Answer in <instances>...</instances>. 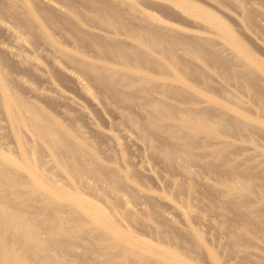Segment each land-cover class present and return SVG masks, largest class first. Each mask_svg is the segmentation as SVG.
I'll return each mask as SVG.
<instances>
[{"label": "bare ground", "instance_id": "1", "mask_svg": "<svg viewBox=\"0 0 264 264\" xmlns=\"http://www.w3.org/2000/svg\"><path fill=\"white\" fill-rule=\"evenodd\" d=\"M149 3L161 14L175 13L179 7L185 14L201 19L217 36L231 42L227 48L234 60L245 63L246 73L264 78V61L245 49L218 16L186 0H0V36L8 40L0 37V113L7 122L4 139L0 138V264H65V256L58 253L78 250L79 235L84 232L83 235H88L86 229L74 234L82 223L77 221L78 217L93 225L89 238L104 237L102 241L108 242L103 241V247H114L127 254L124 259L128 262L123 263L122 259L119 263L103 253V259H93L96 264H194L174 249L164 248L132 231L138 224L133 222H140L141 218L139 225L149 223L160 234L153 222L165 218L170 223L172 218L167 211L163 213L156 208L157 199L153 197L156 194L148 192L153 201L147 198L151 196L147 192H144L147 195L139 192L150 200L146 201L150 207L146 218L155 219H151L153 225L144 216H136L139 212L133 210L137 208L135 203L132 208L136 197L132 200L129 197L133 195L124 196L120 188L136 189L131 183V178L134 179L127 171H121L124 167L120 169L113 164L109 156L125 147L126 141L129 147L135 145L140 152L159 158L167 173L172 169L187 179H197L202 171L216 175L213 178L219 186L213 190L223 203L243 218L248 227H257L264 236V215L256 218L259 216L256 210L264 206V180L254 168L264 166V153L257 152L256 147L241 138L255 125L229 114L225 103L210 95L209 80L198 77L190 66L195 64V58L187 48L208 43L211 36L206 38L192 31H187L189 34L184 31L186 35L180 36L179 27L151 9L139 7L150 6ZM191 16L187 17L194 19ZM198 24L202 26V22ZM204 54L209 53L206 50ZM27 74L38 84L28 82ZM198 78L202 85L198 84ZM65 80L79 97L59 86ZM252 97L256 98V94ZM258 106L264 111V101L259 99ZM103 119L110 121L109 127L100 125ZM237 137L244 141H241L244 146L253 147L255 153L248 147L247 151L242 145L240 148L234 141ZM246 152L255 158L256 165L243 164L245 159L241 157ZM148 168H141L142 173H150ZM54 170H60L56 173L62 174L66 187H60L65 180L60 183L59 179L60 184L53 181L57 176ZM157 173L165 179L168 176ZM204 178H198L197 182H207ZM45 179L52 181L46 184ZM167 179L174 187L182 182ZM86 190L92 196L85 195ZM10 193L18 204L6 198ZM187 197L192 200L191 191ZM31 199L41 201L47 213L54 214L53 218L49 214L53 223L48 220L47 225L43 221L42 230L40 221L31 215L32 205L29 211L23 206ZM171 206L173 211L181 208L176 202ZM64 208L67 218L62 215ZM189 211L177 214L186 218ZM196 214L192 217L196 218ZM125 215L133 223L132 229ZM122 218L131 231L118 227L127 226ZM206 218L198 217L200 221ZM66 219L77 224L70 228L72 222L67 221L66 226ZM228 228L225 232L232 248L238 249L237 237ZM49 231L56 235H50ZM259 244L258 247L264 245ZM244 249L239 250L251 253L250 249Z\"/></svg>", "mask_w": 264, "mask_h": 264}, {"label": "rangeland", "instance_id": "2", "mask_svg": "<svg viewBox=\"0 0 264 264\" xmlns=\"http://www.w3.org/2000/svg\"><path fill=\"white\" fill-rule=\"evenodd\" d=\"M186 1L193 3L195 5H199L203 9H205V10L209 11L210 13H213L216 16H218L222 20V22L229 27V29L232 31L234 36L244 46L245 49H247L257 59L264 61V10H263L264 9V0H186ZM250 4H252V5H250ZM149 5L150 6L147 5V6H139V7L143 8V9L145 7L146 9H149V10L151 9L155 14L162 16V18L164 20H167L168 22L179 27L178 29H181V31L179 30L180 36H182V34L185 36L187 31L188 32L192 31V33L193 32L194 33L198 32V34L200 33L201 36H203L202 34H204V37L211 36V38L212 37L215 38V41H214V39L212 40L209 37L210 41L208 43L201 42L200 44L196 45L195 47L193 46V47L187 48L191 53H193L192 56L195 58V62H194L195 64H191L190 66L194 71L197 72L198 77H205V78H207V80H209L208 88L210 90V92H209L210 95L212 97H214L215 99H218V100L222 101L223 103H225V105L227 106V110H228L229 114H233V115L237 116L238 119L241 121L251 122L255 125L254 128L252 126H250L249 129L251 131L249 132V134L247 133V134H245L244 137H241V138L242 139L244 138L243 140L244 141L246 140L245 142L249 143L251 146L253 145L254 148L256 147V149L258 150V151L256 150L257 152L264 153V111H262L258 106L259 99L264 101V78L262 76L258 75L257 73H246V70L244 68V67H246L245 63H243V64H242V62L238 63L236 60H234L235 58H233V56H232L231 49L227 48L230 46L231 42L222 38L221 36H217L216 33L214 32V29L211 28L210 26H209L210 30H208L209 29L208 25L207 24L205 25V23L201 19L194 18V16L185 14L179 7H176L177 8L176 10H178V11H175V13L172 12L171 14H169L170 12H162V14H161L160 11L158 12V10H156L158 8L155 7V5H153L151 3H149ZM256 5L260 8H262L263 11L260 12V9L258 10V7ZM256 8H257V10H256ZM187 16H191V19L194 18V19H192L194 22H192V20H190V17H187ZM198 20H200L199 22H202V26H203V23L205 26H203V27L200 26V24H198L199 23ZM184 31L186 33H184ZM213 32L215 34H212ZM187 34H189V33H187ZM0 37H1V39L3 38V40L5 38L4 36L3 37L0 36ZM6 40H5V42H8V40L7 41ZM223 43L225 44L224 45L225 48H223L224 46H222ZM206 50L209 53L208 56L204 54V51H206ZM40 60H41V58H40ZM196 60L197 61L199 60V61L196 62ZM27 76L25 78H27V79L29 78L27 80L28 82L29 81H35L33 83L30 82L34 85L37 83V80L35 78H32L33 77L32 75L27 74ZM31 78H32V80H31ZM197 82H200L199 78L197 79ZM40 84H42V83H40ZM198 84L200 85L201 82ZM246 84L248 86H244ZM59 86L61 88L63 87L62 89L66 90V92L68 91L70 94L72 93L71 95H76L75 97H79V96H77L78 93L76 91H73L76 89L73 86H71V83L69 81L65 80V82L63 81L62 83H59ZM254 91H256L257 93H255ZM73 92H74V94H73ZM252 94L253 95L256 94V98H253ZM236 101H240V103H236ZM1 115H3L2 112L0 113V118H1L0 119V123H1L0 124V130H1L0 134L2 132V134L0 135V138L3 137L2 135L5 134L4 132H6V130H7V129H5V127H6L5 125L7 122L5 120V117H3L4 115L3 116H1ZM4 120H5V122H4ZM103 120L104 121L100 122V125L103 127H106V128L109 127L110 121H108L107 119H103ZM3 130H4V132H3ZM239 138L240 137H237L236 139H234V141L236 142V144L239 147L241 145H242V149H246L245 147H248V150L250 149L251 152L255 153L253 147H251L249 145L251 147V148H249V146L246 145L245 143H244L245 144V146H244L242 144L244 141L243 140L239 141L238 140ZM2 139H4V137ZM241 141H242V143H241ZM126 142H127L126 143L127 145L123 142V144L126 145L125 147L122 146V148H121V150H119V152H116V151L113 153L111 152L109 157L113 161V164H115L120 169L122 167H124L121 169V171H123V170L125 172L127 171V174H129L130 178L133 177V179H134V180H132V178H131V183L136 187V189L131 188V187H128V188L127 187H121L120 189L125 193V195H124L125 197H126V194H128L127 197H129V195H133V196L129 197V198L132 197L131 198L132 200L136 197V200L134 199L136 202L134 200H133L134 202L131 200L133 203L132 208L135 205L137 207V208H135V207L133 208L135 213L139 212L141 214V216H139L140 214L137 213L138 215H136V216L142 217V218L144 216V218H146L148 216V213L150 210V207H148L147 204L150 202V200L154 201L155 199H157L158 202L157 201H156V203L154 202L156 205V208L159 209V211H161L163 213H165L164 211H167L168 212L167 214L168 215L171 214V218H172V220L169 221L170 223L166 222V220H163V219H165L163 217H162L163 219L160 218V220H158L159 219L158 218L157 222L155 219L151 218L153 221L155 220L153 222V224L155 223L154 225L152 224V220L150 219V221H151L150 224H152L153 227H155V225L157 226L156 229L160 231V234H161L160 235L159 233H157L156 231L153 230L152 226L148 225L149 223L146 226H145V224H142V225L140 224L141 225L140 226L139 223L140 222L142 223L141 218H140V222H138V221L133 222L134 224L138 223L135 225V228H133L134 227L133 223H129L130 222L129 216L125 215V218L129 224V228L130 229L133 228L132 231L133 232L135 231L134 233L137 236H139V237L144 236V237H146V239H149L150 241L153 239L154 243L162 244L164 246V248L174 249L177 253L180 254L181 257L184 258V260L188 259V261H190V263H194V264H216V263L217 264H264V245L262 246V244H264V236H262V233H260V231L258 230L257 227L256 228L248 227L243 218L239 217L233 210H231V208L228 205L223 203V201L221 200V196L216 191L213 190V187L219 186L218 185L219 183L216 184V180H214V178H213L216 175H213V173H212V175H210V174L208 175L207 171H204V174H205V172L207 174V175L205 174V176H204L203 171H202V173L199 172L197 174L198 178L200 179V178L205 177L204 179L207 180V182L202 181L203 182V184H202V182L201 183L197 182V181H199V179L197 177H196L197 179L194 178L195 180L194 179H187V177H183L171 169L173 171L172 172L170 170V168H168V170H170V171H169V173H167L168 172L167 167L164 165V163L159 158L154 157L153 155L149 154L148 152H145L146 153L145 154L143 150H142V152H140L141 149H138L135 145H133V148H132V144H130V147H129L128 146L129 142L128 141H126ZM238 142H240V143L238 144ZM134 146H135V149L137 151L134 149ZM242 149L240 150V152L242 151ZM251 149H253V151ZM138 150H139V152H138ZM244 151L245 150L242 151V154H244L243 153ZM246 151H247V149H246ZM114 153H116V154H114ZM247 153L248 152H246V156H244L245 158L241 157V156H243L242 154H240L241 156L239 155L241 158L245 159V160H243V164L244 165H256L255 160H254L255 158H253V157L250 158L249 156L251 154H249V156H248ZM262 153H260V154H262ZM247 156L249 158H247ZM129 158L131 160V163L133 162V160L135 162H133L131 164L129 161ZM132 158H134V159L132 160ZM137 162H139V163H137ZM140 163L143 165H141ZM139 165H141V168L150 167L151 170H153V171L151 172V170L148 168V171H150V173H148V174L142 173V169L140 167H138ZM144 165H147V166H144ZM137 167H138V169H140L139 171L136 170ZM261 167H264V166H262V165L257 166L256 165V167H254V168H255V172L259 176L262 175L261 177H263L262 179L264 180V171H262ZM54 171H53L54 173L60 172V170L59 171L54 170ZM158 171H159V173L162 172L165 175H168L167 178H170V177L172 179L175 178V179L181 180L182 182L180 181L181 183L177 187H174L170 183V179H167V178L165 179V177L161 173L160 174L157 173ZM57 173L55 175L58 176L60 173L59 174H57ZM208 173H210V172H208ZM145 174H146V176H144ZM158 175H160V178ZM161 175L164 177V180L162 179L163 177ZM169 175H171V176H169ZM57 176H56L55 180L53 177V181L56 182L58 180L56 182V184H57V183H59V179H60V181H61L60 183H63V181L65 179L64 180L62 179L63 178L62 174H60L58 176V177L61 176V178H57ZM156 176H158V178ZM206 176L208 177V179ZM181 177H183V178H181ZM216 178L217 177H215V179ZM135 180H136V182H135ZM48 181L46 180L45 183L46 184L49 183ZM50 181H52V179ZM133 181H134V183H133ZM65 182H66V180L64 181L63 184L59 183L61 186L59 184L58 185L60 187H62V186L66 187ZM137 182L139 184H137V186H136ZM209 182L211 185L209 184ZM217 182H218V180H217ZM140 186L143 188L141 189ZM25 188L26 187H24L23 189H25ZM137 188L139 191L137 190ZM133 189L136 190V191L134 190L136 193L133 191ZM188 191H191V193H192V200H188L189 199L187 197ZM139 192H142V193L147 192V194H148V192H150L152 194H156V195L158 194V196L154 195L153 196L155 198L154 199L152 197V195L149 193L151 195L150 197H147V196L141 197L140 194H142V193H139ZM83 193L87 196H92V192H90L88 190L83 191ZM138 193H139L141 198L138 196ZM145 193H144V195H147ZM149 194H148V196H149ZM136 195L138 196V198ZM160 195H162V197ZM146 197L149 198L150 200L147 199ZM158 197H160L161 199L163 197L164 198H163V200L160 201L159 200L160 198H158ZM6 198L12 202L14 201L15 203L18 204V200H17V198H15V195H13V193H10L9 195H7ZM137 199H139V202ZM193 199H195V200H193ZM35 200L36 199H34L32 201V199H31L27 203L23 204V206L25 208H27V210H28V208L31 209L30 206L32 205L31 210H33V212L31 213V215L34 217L35 221H40V230H42L43 221H45L47 223V225L49 223L48 220L52 221L50 223H53L52 218L54 217V214L51 211L49 213H47V211L44 208L43 203L41 201L39 202L38 200H36V201ZM148 200H149V202L146 203V201H148ZM36 202H38L40 205ZM143 202H145L144 205L146 204L145 205L146 209L143 208L144 207ZM173 202H176V204H178V206H180L182 208V209L178 208L179 212H177L178 209H176V210L174 209L175 212L173 211V207L171 206V203H173ZM132 203H131V205H132ZM134 203H135V205H134ZM138 204H140V205H138ZM33 206H34V209H33ZM37 206H39V208H37ZM101 206L103 209L107 210V207H105V205L104 206L101 205ZM139 206H141L142 208ZM119 208H120V206H119ZM119 208H117V209H119ZM191 208L194 209L193 213H191V211H192ZM189 209H191V210L189 211ZM65 210H66V208L63 209L62 215H64L63 213L66 214ZM67 210L70 211L69 209H67ZM180 210L182 212L184 210L189 211V214L191 213L193 215V217H194V214H196L194 211L198 212V214H196L197 216L195 215L196 218H193L192 215H189L188 212L187 213L185 212L186 213L185 215L187 217L185 218L183 215L184 218L182 216L180 218L179 217V215L181 214ZM68 211H67V213H68ZM169 211H171V212H169ZM142 213L143 214L145 213L146 216L143 215ZM177 213L178 214L180 213V214L178 215ZM256 213L259 215L256 218H261L260 216L264 215V206H263V208L261 207V208L257 209ZM49 214L53 215L52 218H50ZM75 214H76V212H75ZM69 215H71V213ZM163 215L164 214H162V216ZM66 216L68 217V214H66ZM64 217H65V215H64ZM67 217H65V218H67ZM198 217H204V218L207 217V218L202 219L203 221H200L201 219L199 220ZM50 219H52V220H50ZM80 220H82L81 221L82 223L79 222V223H81L80 227L75 229L74 234L83 233V231L86 229V230H88V233L87 232L86 233L89 235L90 230H91L90 228H92L93 225L89 221L88 222L91 225L85 223L87 220L85 221V219L83 220L82 218L78 217L77 221H80ZM173 220L175 222H173ZM204 220L209 221V222L205 223ZM67 221H68V223L72 222V224H69V225H70V228H73V223H75V221L70 222L69 220L66 219V222H65L66 226H67ZM148 221H149V219L146 220V222H148ZM83 222H84V224H83ZM127 222L125 220L123 221L124 224ZM75 224H77V222ZM128 224H125L127 226L120 225L118 227L127 230ZM131 224H132V226H131ZM143 225H144V227H146L148 229L146 230V228L142 227ZM136 226H138V228ZM159 226H161L162 228H160ZM228 226L230 228V231H232L235 234V236L237 237V243L239 246L238 249L232 248L230 238H229L227 232H225L226 231L225 229H226V227L228 228ZM125 227H127V228H125ZM223 227H225V228H223ZM217 228L218 229L220 228V230H217ZM130 229H128V230L131 231ZM133 232H131V233H133ZM50 233L52 235H54V234L56 235V233L54 231L53 232L49 231V234ZM83 234H85V232ZM83 234H81L82 235L81 238H80L81 235H79V237L77 239L78 240V242H77L78 247H76V248L78 250H76V249L75 250L80 251L79 254L74 253L76 251L68 252V253L64 252L63 254H62L63 251L61 253L60 252L58 253L60 256H62V255L65 256V257L62 256L64 259L63 261H65V264H69V263H71V264H96L93 259H99V258L103 259V253L104 254H110L112 259H114L116 261L118 260L119 263H121L123 260H124L123 263L128 262L124 259L125 258L124 256L127 255L124 250L121 251V250L115 249L114 247H103L102 246L104 243L106 244V242H108V241H106L107 240L106 238H105L106 240H103V241H105L103 243L102 239H104V237L101 238V236H99V239H98V236L94 235V237H93V235H92V237L89 238V236H91V235L85 236ZM82 238H84L86 243L85 242H84V244L82 243V240H83ZM95 238H97V239H95ZM227 239L230 242V243L228 242L229 245H226L228 243H224L225 241L227 242ZM87 241H89V242L87 243ZM258 242L262 243L261 244L262 247H258V246H260V244ZM81 243H82V245H81ZM100 243H101V247H100ZM257 244H259V245H257ZM244 247H245V249H244ZM247 248L250 249L249 251L252 254L247 253V251H243V252L240 251L241 249L242 250L243 249L248 250ZM18 249L21 250V248H18ZM252 251H254V252H252ZM255 251L259 252L260 254H258V253L256 254ZM69 253H72V254H70L71 256H69ZM73 254L75 256H73ZM59 255L58 256L56 255V256L59 257ZM258 255H261V256H258ZM62 257H60V258H62ZM66 258H68L70 260V262L67 259L68 263H66L67 262ZM120 260H122V261L120 262Z\"/></svg>", "mask_w": 264, "mask_h": 264}]
</instances>
